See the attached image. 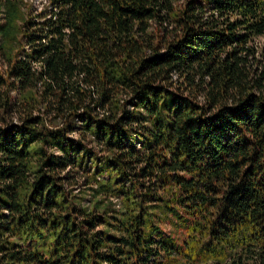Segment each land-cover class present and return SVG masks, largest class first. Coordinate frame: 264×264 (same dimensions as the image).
<instances>
[{
    "label": "trees",
    "instance_id": "1",
    "mask_svg": "<svg viewBox=\"0 0 264 264\" xmlns=\"http://www.w3.org/2000/svg\"><path fill=\"white\" fill-rule=\"evenodd\" d=\"M48 1L0 0V264H264V0Z\"/></svg>",
    "mask_w": 264,
    "mask_h": 264
},
{
    "label": "rangeland",
    "instance_id": "2",
    "mask_svg": "<svg viewBox=\"0 0 264 264\" xmlns=\"http://www.w3.org/2000/svg\"><path fill=\"white\" fill-rule=\"evenodd\" d=\"M26 1V3L32 7L33 10H41L44 7L50 5V2L48 0H24ZM255 44L258 47L259 50V56L262 57L263 53H264V35L262 36H258L255 39ZM174 80L175 83H178L179 81H177V76H174ZM42 112V111H41ZM40 111H36L35 114H42L44 117L46 118H50V116L44 114L43 112L41 113ZM24 115L21 112H17V113H9L6 114L4 112L0 111V123L1 121H3L4 118L8 119V121H13L14 123H17L19 121H21L23 119ZM47 119V123L51 124L50 119L52 120V118H50L49 120ZM60 120H56L55 123L59 122ZM83 181H84V177H80L78 180V184H76L75 186H71V190H73L74 193L83 195V188L85 187V185H83ZM87 202V201H85ZM170 231V227H166V234H168ZM176 264H186V262L183 259H180ZM194 264H204L202 262H196Z\"/></svg>",
    "mask_w": 264,
    "mask_h": 264
}]
</instances>
